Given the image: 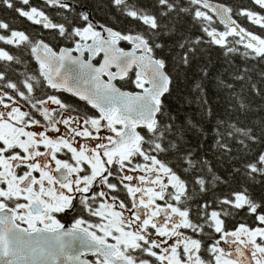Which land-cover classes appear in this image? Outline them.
<instances>
[{"label": "snow or ice", "instance_id": "snow-or-ice-1", "mask_svg": "<svg viewBox=\"0 0 264 264\" xmlns=\"http://www.w3.org/2000/svg\"><path fill=\"white\" fill-rule=\"evenodd\" d=\"M0 264H264V0H0Z\"/></svg>", "mask_w": 264, "mask_h": 264}, {"label": "water", "instance_id": "water-1", "mask_svg": "<svg viewBox=\"0 0 264 264\" xmlns=\"http://www.w3.org/2000/svg\"><path fill=\"white\" fill-rule=\"evenodd\" d=\"M101 111L105 115L112 113H120L122 116H130V123L136 121L142 123L147 118V106L146 102L139 97L132 98H120L115 95H110L105 98ZM112 117L109 118V121ZM135 126V125H134Z\"/></svg>", "mask_w": 264, "mask_h": 264}, {"label": "rangeland", "instance_id": "rangeland-1", "mask_svg": "<svg viewBox=\"0 0 264 264\" xmlns=\"http://www.w3.org/2000/svg\"><path fill=\"white\" fill-rule=\"evenodd\" d=\"M115 122H120V121H119V120H114V119H112V121H111L110 124H113V123H115ZM96 123H98V122H96Z\"/></svg>", "mask_w": 264, "mask_h": 264}, {"label": "flooded vegetation", "instance_id": "flooded-vegetation-1", "mask_svg": "<svg viewBox=\"0 0 264 264\" xmlns=\"http://www.w3.org/2000/svg\"><path fill=\"white\" fill-rule=\"evenodd\" d=\"M93 123H96V122L94 121ZM61 206H66V205L63 204V200L61 201Z\"/></svg>", "mask_w": 264, "mask_h": 264}, {"label": "trees", "instance_id": "trees-1", "mask_svg": "<svg viewBox=\"0 0 264 264\" xmlns=\"http://www.w3.org/2000/svg\"><path fill=\"white\" fill-rule=\"evenodd\" d=\"M173 100H174V98H173Z\"/></svg>", "mask_w": 264, "mask_h": 264}]
</instances>
